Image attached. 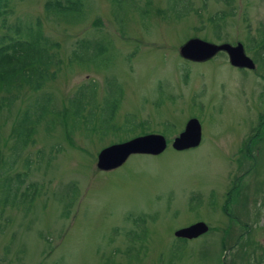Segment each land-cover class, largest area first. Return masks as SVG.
Segmentation results:
<instances>
[{"label": "rangeland", "instance_id": "obj_1", "mask_svg": "<svg viewBox=\"0 0 264 264\" xmlns=\"http://www.w3.org/2000/svg\"><path fill=\"white\" fill-rule=\"evenodd\" d=\"M8 1L0 25L39 20L61 66L42 91L57 112L12 168L15 123L41 92L25 90L0 113V264H264V0H80L75 22L46 15L48 0ZM191 38L241 43L255 69L233 68L224 53L189 62L179 49ZM80 40L100 41L102 54L79 49L70 64ZM92 83L98 102L122 88L118 131L98 130V116L87 130L65 116ZM128 117L136 127L124 132ZM190 118L202 142L176 152ZM149 133L168 142L160 156L96 169L101 149ZM24 172L16 197L7 194V178ZM198 221L207 235L174 244V231Z\"/></svg>", "mask_w": 264, "mask_h": 264}, {"label": "trees", "instance_id": "obj_2", "mask_svg": "<svg viewBox=\"0 0 264 264\" xmlns=\"http://www.w3.org/2000/svg\"><path fill=\"white\" fill-rule=\"evenodd\" d=\"M217 1L227 2L228 0ZM8 2V0H0V18L11 12V9L6 6ZM80 2V0H48L44 4V10L48 16L75 22L84 16ZM41 25L39 20L35 25L29 26L21 20H16L12 24L2 22L0 25V29L3 30L0 34V113L4 108L10 107L25 90L33 93L41 92L15 123L13 156L9 162H6L9 163L10 168L25 149L34 144L35 126L49 115L57 112L52 106L51 96L42 91L47 83L56 78L60 69L61 60L57 55L60 46L43 34ZM260 35L261 41H264V32ZM91 45L95 48L90 50ZM101 46L100 41L91 43L80 40L72 51L68 62L72 64L74 60H81L76 52L79 49H87L95 58H98L103 51ZM96 87L94 83L88 88H85L84 85L80 86L73 97L68 100V107L64 114L72 118L73 127L85 122L87 126L84 127V130H87L93 118L98 116L100 123L98 130H101L102 133L116 132L119 128L114 121L123 98V90L118 86L117 96L113 97L115 88L108 86L102 101L98 102ZM129 118L132 117H128L121 128L124 129V132H129L136 127L133 121L129 122L131 121ZM127 123L130 126L126 127ZM92 131L95 132L96 129ZM26 176V172L16 174L15 183H12L11 178H7L6 193L16 197ZM34 197L35 195L32 199Z\"/></svg>", "mask_w": 264, "mask_h": 264}, {"label": "water", "instance_id": "obj_3", "mask_svg": "<svg viewBox=\"0 0 264 264\" xmlns=\"http://www.w3.org/2000/svg\"><path fill=\"white\" fill-rule=\"evenodd\" d=\"M219 52H225L229 64L233 67L254 70L255 64L246 56L242 44L235 46L224 43L215 45L197 38L189 39L179 49L183 59L193 62H204ZM201 140V127L197 119H190L184 130L174 138L172 148L184 151L197 147ZM166 140L162 135L149 134L133 138L126 142L111 145L101 150L97 156L96 168L101 171H110L120 167L130 155L144 154L157 156L166 148ZM208 227L205 223H196L187 228L177 230L175 236L179 238L194 239L206 233Z\"/></svg>", "mask_w": 264, "mask_h": 264}, {"label": "flooded vegetation", "instance_id": "obj_4", "mask_svg": "<svg viewBox=\"0 0 264 264\" xmlns=\"http://www.w3.org/2000/svg\"><path fill=\"white\" fill-rule=\"evenodd\" d=\"M138 222H141V224L139 225L138 224ZM198 222H200V221H198ZM143 224H145V221L143 220V219H138L137 221H136V225L137 226H141V225H143ZM190 225H192V224H190ZM185 227H187V226H185ZM184 227V228H185ZM181 228H183V227H181ZM144 229L142 228V230L141 231H143ZM208 234V233H207ZM207 234H205V235H207ZM174 235V234H173ZM205 235H203V236H205ZM203 236H201V237H203ZM140 237H143V235L141 234V236ZM201 237H199V238H201ZM199 238H197V239H199ZM195 240V239H194ZM190 240H186V239H181V238H176V237H174V244H187L188 242H189Z\"/></svg>", "mask_w": 264, "mask_h": 264}, {"label": "bare ground", "instance_id": "obj_5", "mask_svg": "<svg viewBox=\"0 0 264 264\" xmlns=\"http://www.w3.org/2000/svg\"><path fill=\"white\" fill-rule=\"evenodd\" d=\"M251 59V58H250Z\"/></svg>", "mask_w": 264, "mask_h": 264}]
</instances>
